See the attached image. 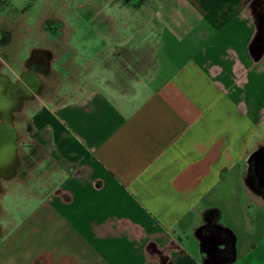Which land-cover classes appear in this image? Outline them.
Listing matches in <instances>:
<instances>
[{
	"label": "crops",
	"instance_id": "crops-1",
	"mask_svg": "<svg viewBox=\"0 0 264 264\" xmlns=\"http://www.w3.org/2000/svg\"><path fill=\"white\" fill-rule=\"evenodd\" d=\"M167 1L132 14L140 25L110 13L45 32L30 80L13 72L31 94L44 88L26 110L27 146L57 169L9 191L0 264H205L202 228L264 207V185L247 180L264 150V0ZM69 64L76 86L54 97L45 88L64 86ZM0 127L16 136L9 115ZM16 143L10 161L26 153ZM234 238L228 264L264 261L260 243Z\"/></svg>",
	"mask_w": 264,
	"mask_h": 264
},
{
	"label": "rangeland",
	"instance_id": "rangeland-1",
	"mask_svg": "<svg viewBox=\"0 0 264 264\" xmlns=\"http://www.w3.org/2000/svg\"><path fill=\"white\" fill-rule=\"evenodd\" d=\"M107 3H110L111 6L110 10H106L109 12L108 14H112V19H116L115 22L125 23L128 19L129 23L140 25L141 20L135 18V16L132 17V14L140 9L145 12L159 10L161 9L159 3L166 8L168 1L146 0L141 4L142 2L139 0H129L127 4H123L120 0H0V41H3L0 44V75L12 82L13 72L23 71L28 52L36 44H39L40 37L46 36L49 41L52 40L51 33H45L42 28L43 22L47 19H52L53 22L58 20V24L70 28L72 26L83 28L88 24L100 25L98 22L90 23L89 21L95 18L98 11L104 9ZM98 19L102 20L101 18ZM79 34L80 38L77 39L78 35L76 33L73 42L88 41L86 34ZM68 41L71 44L72 40L69 39ZM69 58V60H72L71 54ZM71 70L70 64L65 66V73L69 76V81L65 82L64 86L60 84V86H56L57 82H52L53 86H50L51 88L48 90L49 93L54 94V97L58 91L62 89L70 91L76 86V83L70 80ZM255 89L257 88L255 87ZM49 97L53 99L50 94ZM5 98L6 102L1 107L3 109H1L0 115L11 117L17 143L25 144L26 153L23 154L22 147H18L19 156L17 158L19 159L12 163L15 166L11 164L10 167L6 166L0 172V247L3 240H6L10 229L8 203L9 198L14 200L15 195L9 191L23 190V187L27 185H35L36 182H40L41 175H44L47 170L52 172L57 169L55 163L48 159L44 150L34 145L27 146L30 143L28 141L30 130L26 121V110L30 109L34 102H27V104L24 102V104L23 100L21 101L20 98L15 96L5 95ZM43 100L46 99L43 98ZM18 105L21 107H18ZM9 110L11 113L8 114ZM31 169L34 170L31 171ZM31 181L34 182L31 183ZM17 197L19 198L21 195H17ZM238 217V224H223L224 227H232L228 229L233 232L234 236L239 237L240 243L249 237L255 243H260V250L264 251V207L255 206L254 208L241 209ZM225 220L226 218L223 223H225ZM244 220L250 223L242 225ZM254 259V257L250 259L252 264H264V261L255 262Z\"/></svg>",
	"mask_w": 264,
	"mask_h": 264
},
{
	"label": "flooded vegetation",
	"instance_id": "flooded-vegetation-1",
	"mask_svg": "<svg viewBox=\"0 0 264 264\" xmlns=\"http://www.w3.org/2000/svg\"><path fill=\"white\" fill-rule=\"evenodd\" d=\"M123 2V4H127V2H129V0H120ZM110 3H107V6L104 9H100L98 11V14L95 16V18H93L92 20H90L89 22L91 23H95L98 22L99 24H104L105 21L103 20V16L108 15V9L110 10ZM107 9V10H106ZM101 18L102 20L98 19ZM58 20H55V22L52 21V19H47L45 22H43L42 28L44 30V32H51V31H55V30H59L63 27L62 24H58ZM49 41V40H47ZM3 41H0V44ZM50 54V53H49ZM27 59V58H26ZM37 57H35L34 55L30 58H28V63H35L36 62ZM52 60H54L52 58ZM42 68H40V70H38L39 72L41 71ZM43 70V69H42ZM30 76L31 73L29 74V71H20L19 72V77L20 78H24V79H28L30 80ZM47 84L48 81H47ZM43 86H45V84H43ZM50 86V85H48ZM51 88V87H49ZM44 88L40 89L38 86L37 87H33V93L31 94L29 92V90L27 88H25L23 86V83L15 80L14 83H9L7 81V79L3 76L0 75V113H1V108L2 105H4V102H6V98L5 95L12 97L15 96L17 98H20L21 101L23 100V103L25 102L27 104V102L32 103L36 100L35 96H39L40 94H42V90ZM48 90V88H45ZM49 91V90H48ZM48 93V92H47ZM22 103V104H23ZM24 103V104H25ZM21 105V104H20ZM20 105H18V107H21ZM1 117V115H0ZM4 119L6 118V115H3ZM6 123V122H5ZM7 125V123H6ZM17 141L16 136L13 137L12 131L11 129L4 127V129L0 127V154L2 152V155L5 159L0 160V172L2 170L5 169V167H10L11 164L15 161H10V157H14L16 156L14 153H16V146H13L14 142ZM12 143V144H11ZM18 144V143H16ZM13 153V154H12ZM8 154H10L9 156H7ZM24 154V152H23ZM7 156V157H6ZM17 156H19V153L17 152ZM19 159V158H17ZM249 174H248V184L249 186L255 187V188H259L260 186L264 185V150L260 149L257 152H255L254 154H252L249 157ZM12 166H15L14 164H12ZM210 246L209 244H206V249H209ZM210 249H213L212 247Z\"/></svg>",
	"mask_w": 264,
	"mask_h": 264
},
{
	"label": "trees",
	"instance_id": "trees-1",
	"mask_svg": "<svg viewBox=\"0 0 264 264\" xmlns=\"http://www.w3.org/2000/svg\"><path fill=\"white\" fill-rule=\"evenodd\" d=\"M200 237L203 239L201 252L205 264H228L234 258V234L221 226L202 228ZM206 244L210 248L206 249Z\"/></svg>",
	"mask_w": 264,
	"mask_h": 264
},
{
	"label": "water",
	"instance_id": "water-1",
	"mask_svg": "<svg viewBox=\"0 0 264 264\" xmlns=\"http://www.w3.org/2000/svg\"><path fill=\"white\" fill-rule=\"evenodd\" d=\"M198 236L200 237V233H199ZM200 238H201V237H200ZM200 242H201V245H202V243H203V239H202V238H201Z\"/></svg>",
	"mask_w": 264,
	"mask_h": 264
}]
</instances>
